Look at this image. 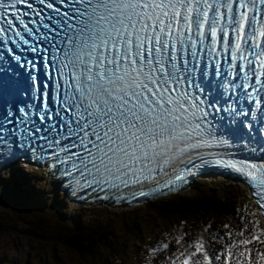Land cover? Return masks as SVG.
I'll return each mask as SVG.
<instances>
[{"label":"snow or ice","instance_id":"snow-or-ice-1","mask_svg":"<svg viewBox=\"0 0 264 264\" xmlns=\"http://www.w3.org/2000/svg\"><path fill=\"white\" fill-rule=\"evenodd\" d=\"M21 162L129 203L213 165L264 215V0H0V171ZM249 223L169 235L148 264H264Z\"/></svg>","mask_w":264,"mask_h":264},{"label":"rangeland","instance_id":"rangeland-1","mask_svg":"<svg viewBox=\"0 0 264 264\" xmlns=\"http://www.w3.org/2000/svg\"><path fill=\"white\" fill-rule=\"evenodd\" d=\"M0 184L6 191L2 199L6 203L0 205V231L4 229L0 232V264H100L104 260L107 254L103 249L99 258L85 259L67 251L57 242L48 241L50 230L66 234L63 230H57L56 222L64 227L85 230L108 226L112 230V243L123 264H148L149 246L168 238L169 232L155 223L153 215L147 214V221L140 219V215L146 214L144 207L125 209L75 205L66 199L58 186L49 182L35 168L16 165L14 169L5 170ZM194 193L228 194L242 221V229L232 231L235 241L251 239L249 222L258 221L260 228L264 229L248 193L237 182L212 174L200 176L180 195L189 198ZM50 206H53L52 211L47 210ZM39 217L44 220L42 224H37ZM246 224L247 228L244 227ZM241 231L243 235H236ZM63 234L61 239L64 238ZM247 247L253 253L264 251V245L255 241ZM116 259V256L112 258L113 263L118 261ZM159 264L166 262L160 261Z\"/></svg>","mask_w":264,"mask_h":264},{"label":"trees","instance_id":"trees-1","mask_svg":"<svg viewBox=\"0 0 264 264\" xmlns=\"http://www.w3.org/2000/svg\"><path fill=\"white\" fill-rule=\"evenodd\" d=\"M161 200L143 205L142 207L146 209V214L140 215V219L147 221V214L153 215L155 223L169 232L168 236L176 237L181 231L199 235L205 227H207L209 232L213 230L217 232V229L227 231L228 229L223 227L225 224L229 225L231 231L242 229V221L233 208L232 199L228 194L216 196L212 193H194L189 198L176 195ZM5 203L2 200L0 205ZM43 222L42 218L39 217L37 219V224H42ZM55 226L57 230H63L66 234L55 230L51 232L50 230L51 235L47 237L48 241L57 242L67 251L85 259L95 260L99 258L100 250L103 249L107 255L103 261H100V264H123L114 247L115 245L112 243L113 240L110 234L112 230L108 226H95L86 230L64 227L59 222H56ZM2 231L4 229L0 232ZM62 234L64 236L63 239L60 237ZM167 239L164 241H167ZM172 245L173 247L176 246L174 239L172 240ZM115 256L118 257L116 259L118 261L113 263L112 258Z\"/></svg>","mask_w":264,"mask_h":264},{"label":"bare ground","instance_id":"bare-ground-1","mask_svg":"<svg viewBox=\"0 0 264 264\" xmlns=\"http://www.w3.org/2000/svg\"><path fill=\"white\" fill-rule=\"evenodd\" d=\"M22 166H23V167H29L28 165H25V164H22ZM11 169H14V168H11ZM2 173H3V171H0V177H1ZM218 178H221V179H222L223 177L218 176ZM223 179H226V178H223ZM49 182H50V181H49ZM51 183L54 184V185H56V186L59 185V183H58V182H55L54 179L51 180ZM63 194H64V193H63ZM73 204L77 205L76 203H73ZM82 205H83V204H82ZM82 205H80V206H82ZM87 206L94 207V206H96V205H94V204H89V205H87ZM98 206H100V205H98Z\"/></svg>","mask_w":264,"mask_h":264},{"label":"water","instance_id":"water-1","mask_svg":"<svg viewBox=\"0 0 264 264\" xmlns=\"http://www.w3.org/2000/svg\"><path fill=\"white\" fill-rule=\"evenodd\" d=\"M6 191L4 188L1 187V184H0V202L2 201L3 199V196L5 195ZM48 211H52L53 210V206H50L47 208Z\"/></svg>","mask_w":264,"mask_h":264}]
</instances>
